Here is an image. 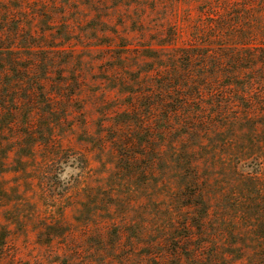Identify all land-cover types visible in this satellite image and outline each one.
Wrapping results in <instances>:
<instances>
[{"label": "rangeland", "instance_id": "obj_1", "mask_svg": "<svg viewBox=\"0 0 264 264\" xmlns=\"http://www.w3.org/2000/svg\"><path fill=\"white\" fill-rule=\"evenodd\" d=\"M230 2L0 0V264H264L262 112H220L232 81L211 96L201 63H180L183 90L157 87L158 57L205 52L208 33L257 39L260 4ZM249 63L237 83L264 78ZM195 89L193 132L120 126L130 103Z\"/></svg>", "mask_w": 264, "mask_h": 264}, {"label": "trees", "instance_id": "obj_2", "mask_svg": "<svg viewBox=\"0 0 264 264\" xmlns=\"http://www.w3.org/2000/svg\"><path fill=\"white\" fill-rule=\"evenodd\" d=\"M256 1L260 4L259 8L261 11L258 13V16L261 18L264 14V0ZM230 4V0H225L223 6L226 8L230 6ZM216 17V19H211V28L222 32L229 23H226L227 18L222 17V15ZM258 27H260L258 30L262 33H257V39H252V33H210V35L208 33V35L205 36L208 43L202 45L207 49L205 52L190 48H178L171 57L156 58V60H161L163 62L158 69V77L161 81L157 83V87H161V92L166 95L171 94L174 90H177V92L183 90L181 85L189 79L188 76L183 75V72L185 71L181 72L180 63L186 65L201 63L204 75H200L199 77L203 80L208 78L212 81L211 85L213 88L209 91L211 96L217 94L218 91H216V88L214 87L219 85V81L223 79H230L232 81L226 86H223L222 89L226 96L227 94L229 95L230 91H234L231 92V97L234 101L220 103L218 107L220 108V112H229L234 103L241 105L240 109H244L247 114L251 110H260L262 112L261 117L264 119V108L260 109V106H264V92L256 93L257 87H264V78H260L262 76L252 77L253 80L244 85L243 83L240 84L236 81L243 77L240 75L241 73L239 71L242 69L251 71L250 67H247L250 64L249 62L258 65V67L264 68V23L260 21V26ZM174 37H178L177 34H175ZM220 42L223 43L219 44ZM252 45L255 47L249 49L248 46ZM167 46H172V43H164L160 45V47ZM250 50H257L258 53L256 55H251L249 52ZM242 63L245 65L243 67L241 66V69L234 70L233 72L230 71L227 75L223 74L227 68L232 69L233 66L241 65ZM1 69L0 76L5 72L3 71L4 67H1ZM206 69H208L207 72ZM150 72H155V69L146 70L145 73L147 77L152 76ZM8 76H10V73ZM195 78L197 79L198 76ZM10 84L11 83H8L6 86H10ZM156 92L158 93V91H155L154 93L150 91L148 93L155 94ZM198 92L197 89L191 92L189 91L187 100L180 102L170 99L167 100L165 98L160 101H157L155 98V100L149 98L145 99L143 102H139L141 103L139 107H136V103H130L128 105L127 118L121 122L120 126L139 129L145 127L149 132L158 131L160 134L180 131L185 132V134H187V132H193L194 128H192V125L195 122L194 119L198 114L202 113V107L198 110L191 108L190 100ZM132 94L134 96L138 95L133 92ZM242 101L245 102V107L242 106ZM12 102L15 103L17 100L12 98ZM159 107L161 112L159 116H156V114L152 112H157ZM143 108L147 112L146 115L142 114V111H144ZM157 118H159V125L154 122ZM148 139L153 140L150 136ZM193 153L194 150L185 149L182 153L183 156L176 157V160L181 163V165H192L193 162L196 161V158L193 157ZM262 157L264 158V155H262ZM162 159L164 160V163L168 164L166 157H162ZM167 171L168 170H165L164 172ZM182 173L185 175V172L182 171Z\"/></svg>", "mask_w": 264, "mask_h": 264}]
</instances>
